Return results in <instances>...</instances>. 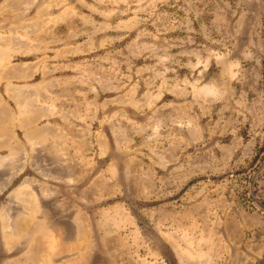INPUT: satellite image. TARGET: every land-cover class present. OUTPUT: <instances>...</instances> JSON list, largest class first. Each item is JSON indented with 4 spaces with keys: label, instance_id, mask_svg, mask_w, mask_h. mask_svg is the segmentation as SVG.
I'll use <instances>...</instances> for the list:
<instances>
[{
    "label": "rangeland",
    "instance_id": "rangeland-1",
    "mask_svg": "<svg viewBox=\"0 0 264 264\" xmlns=\"http://www.w3.org/2000/svg\"><path fill=\"white\" fill-rule=\"evenodd\" d=\"M264 0H0V264H264Z\"/></svg>",
    "mask_w": 264,
    "mask_h": 264
},
{
    "label": "water",
    "instance_id": "water-1",
    "mask_svg": "<svg viewBox=\"0 0 264 264\" xmlns=\"http://www.w3.org/2000/svg\"><path fill=\"white\" fill-rule=\"evenodd\" d=\"M258 205L260 206V208L264 209V205L263 204L259 203Z\"/></svg>",
    "mask_w": 264,
    "mask_h": 264
}]
</instances>
